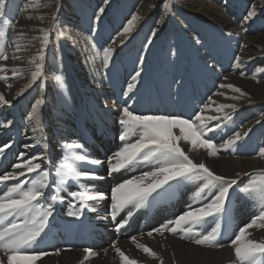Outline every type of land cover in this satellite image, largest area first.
I'll return each instance as SVG.
<instances>
[{
	"label": "snow or ice",
	"instance_id": "6c2138e0",
	"mask_svg": "<svg viewBox=\"0 0 264 264\" xmlns=\"http://www.w3.org/2000/svg\"><path fill=\"white\" fill-rule=\"evenodd\" d=\"M10 3L11 0H0V25H3L0 27V60L20 61L21 56L17 53L30 47L31 41L38 40L40 44L35 54L28 59L26 68L8 69L0 64V73L10 71L13 78H23L25 71L30 73V78L24 86L13 95L12 100H15L43 76L45 52L50 43V34L56 31L60 4L59 0H51L50 3L43 4L35 0L33 3H24L23 7L19 8L21 12H29L34 8L54 9L47 19L48 27L33 29L41 35L28 37L22 31L16 32V24L8 15ZM103 3L108 5L110 0H103ZM172 11V0H165L162 3V15L156 24L162 25ZM104 13L105 7H99L94 13L93 24L99 22ZM257 14L254 5L249 7L246 9V15L243 16V22L246 24ZM26 18L39 20L42 24L46 19L43 15ZM140 19L139 14L133 13L117 33L118 37H122L119 40L121 45L128 40ZM7 29L16 32L10 42H6ZM92 31L95 32L96 29L93 27ZM157 34L158 29L153 27L143 46L145 50L153 43V38ZM56 35L60 37L64 33L56 31ZM22 39L27 40L28 44L22 45ZM194 42L195 45H202L198 37L194 38ZM112 44H116L115 38ZM243 47L245 46L241 45V48ZM8 48L13 49L11 57L7 54ZM114 51L113 46L102 49L104 69L109 68ZM175 55L176 52L173 50L172 56L175 57ZM241 60L242 57L237 55L233 66L237 69L241 68ZM144 62L145 56L141 54L139 65L122 90L125 100L124 106L119 107L118 119L120 125L118 140L121 144L117 150L106 157V161L92 157L83 142L67 140L60 145L62 154L58 160H53L44 150L29 155V150L36 149L41 144L47 147V138L44 136L45 125L41 116V106L45 100L42 96L35 99L31 110L27 113L22 133L34 142L23 144L24 151L18 153L16 161L10 165V170H3L0 173V264H38V262L42 264L44 257L53 254L59 256L62 251L71 250L56 248L54 253H50L37 247L42 235L49 227L50 219L54 217L55 206L57 203L63 204L66 197L70 199L64 215L75 220H80L85 210L96 211L89 202L109 200V214L112 220L115 221L121 213H127L126 217L115 225L119 231L128 224L136 210L149 203L150 198H155L153 194L158 195L160 191L169 193L173 190L174 184L179 186L184 181L193 179L200 181L193 193V203L187 205L186 209L173 219L148 231L146 235L149 238H154V234L166 238L168 234L178 237L181 241L209 249L225 247V244L220 242L222 236L220 221L228 212L227 201L230 190H233L235 186V189L252 202L258 211L249 222L240 226L234 233V238L230 239L227 245L232 249L233 255L230 264H264V239L251 238L250 231L264 230V168L256 169L251 173L238 171L234 176L228 177L215 173L203 161L195 162L189 155V151L199 149L205 150L210 157L218 155L220 150L235 151L238 143L247 138L253 129L234 131L217 146L209 133L219 131L222 126H226L221 122L231 121L232 114L237 111L238 106L236 103L218 104L213 96L238 101L246 98L247 93L232 83L222 82L218 88L230 90L234 95L227 96L225 91L213 93V96H209L207 102L202 104L190 118L173 114H138L132 110L128 100L133 98L140 83L143 71L141 65ZM205 68L212 70V66L208 64H205ZM257 73H264V68L257 67L252 79H257ZM240 75L243 77L245 73L240 72ZM7 79L6 75H0V81ZM55 79L59 87L63 88L62 76L57 75ZM223 79L227 81L228 77ZM174 83L178 92L183 81L176 79ZM7 87L12 86L9 84ZM40 90L43 92V85H40ZM12 100L0 93V105H11ZM213 112L215 114H209ZM262 121H264V113H261V119L256 120L255 123L260 124ZM13 124V120H7L0 123V128L9 129ZM181 142L190 145L189 151L182 147ZM14 144V140L0 144V158H5L6 152L10 151ZM257 155L264 158V146L259 147ZM105 163L110 176L136 167L140 163L151 167L149 170L140 172L139 175L130 176L113 184L107 193L91 190L87 182L103 179L95 169ZM242 177L249 179L241 183ZM209 219L214 226L210 230H201ZM130 241L147 257L156 260L158 264H164L163 257L150 246L139 242L136 236L130 237ZM110 247L118 258L119 264H141L137 259L128 256L117 242H113ZM97 255L91 247H84L78 264H88Z\"/></svg>",
	"mask_w": 264,
	"mask_h": 264
},
{
	"label": "bare ground",
	"instance_id": "6f19581e",
	"mask_svg": "<svg viewBox=\"0 0 264 264\" xmlns=\"http://www.w3.org/2000/svg\"><path fill=\"white\" fill-rule=\"evenodd\" d=\"M24 1L26 0H11L8 8V14L10 17H12V19L17 20L22 14L25 13H21V11H19V8H22L24 5ZM113 1L114 0H110V3L108 5H105L107 9L111 8V3ZM145 1L146 0H143L142 3H145ZM183 1L187 6H191L194 8L193 13L195 15H200L202 18L209 21H215L226 33H235L237 29L235 24L237 22H234L233 18H237L239 16H237V14L240 12L241 7L234 9L233 7L226 6V0L221 1L224 2V4H220L221 7L216 6V2H218L217 0H213V2L215 3H209V0ZM33 2L35 1L33 0ZM93 2L100 3L101 1L93 0ZM153 6L152 8H154ZM151 9L145 11H150ZM227 10L230 11V14L232 16H227ZM53 11V8H46L43 12L35 10L34 12L28 13L27 16L43 15L46 18L43 24L39 20L34 19V22L31 24L32 31L29 32H35L33 31V29H37L39 27H48L49 25L47 19L48 17H50V14ZM224 14H226L227 18L224 16ZM57 16H60L59 12H57ZM101 19H103V17H101ZM65 20L66 19L64 18L62 23H67L64 22ZM248 23H251V21L247 22L246 24L242 22V24L245 26H248ZM69 24H71V27H63L61 30L66 34L67 37L71 36L76 38L75 42L77 43L78 52L72 51V43H67L68 50L70 52L66 53V60L63 59V56L61 54L51 53L50 51L45 52L44 61H46V63L53 62L54 64L57 62L58 64H62L63 66L67 64V61L70 62V60L72 59V62H74L75 64H81L77 65V70L79 71V73H75L73 75L71 74L72 72L67 73L68 71H60L55 65H50V80L53 81L55 85H57L55 89V97L58 99V101H53V97L51 98L45 95L44 92H41L39 83L33 84V86L27 89L23 95L17 97L15 100H12L15 92L24 86V78L21 81L19 80L21 83L17 82L15 83V85L14 83L13 85L10 84L12 86L11 88L2 86L0 84V93H3L7 99L12 100L11 105H0V123H3L7 120L14 121V124L11 128H0V144H3L4 142H7L9 140L15 141L13 148L10 151L6 152L5 158H0V173H2L3 170H10V165L16 161V156L18 155V153L20 151H24L23 144L34 142L33 140H30L28 137L24 136L22 133L26 124L27 113L31 110V105L34 103L36 98H40L41 96L45 100V103L41 106V116L45 125L44 136L47 138V147L45 148L44 145L41 144L38 148L29 150V155L36 154L42 150L51 153L50 149L52 147H50V145L54 142H57L58 144L56 143L55 147L56 150L54 154L52 152L53 155L51 157L53 160H58L62 154L60 145L63 144L65 140L83 142L86 145V148L90 155L91 151L93 150L103 152V159H106L110 152H114L118 148V145H116L118 141L114 136L116 135V138L118 137V131L114 129V125L118 122L117 119L119 118V107L124 106L125 98L122 95V90L126 87L130 79L126 78L125 84V80L120 81L119 77H117L113 81L108 79L107 77H103L104 68H102L101 71L102 56L97 55L96 52L89 53L88 51H91L93 47L87 46L88 42L87 44L85 43V37L92 36L94 35V33L88 32V29L85 26H82L85 36H82V38H80L78 35H76V26H78L80 23L78 24V22H71ZM140 24L141 23H139V25ZM19 25H22V27H26L25 25L27 24H20L19 22ZM262 25L263 23L260 24L257 34L250 37L246 36L247 38L244 41L245 47H243L246 58H253L254 56L256 57L260 54H264V27ZM137 27H135V29ZM261 27L262 29H260ZM28 28L29 30H31L30 27ZM188 28L189 30H187V36L190 38L189 42L194 48V54L192 53L193 57L188 60H180L179 63H175V61H173L167 53L163 54L162 52H158L157 54H155L157 51H154V48L158 47V40L155 37L153 38V43L149 45V49H147L146 53L143 54L137 51L136 48L135 51H133L132 57H134V59L138 61L141 54L145 56V59L154 57L156 58V56L158 55V57L163 58L164 62L162 64L163 66L165 65L164 67L157 66L156 64L144 66L145 76L140 78V83L137 86L138 91L141 90L143 92H150V89H157V91L151 94V96L155 97V99L151 103H148L145 107L141 106L142 108H145V110L140 114L159 115L160 113H165L167 115L173 114L182 116L183 118H190L196 111L199 110L201 103H206L208 97L213 96L214 92L212 91L214 89H216L215 92L225 91L227 96L234 95V93H232L230 90H222L218 88V81L221 77L223 68L227 67V69H229L230 71L225 74L223 78L228 77V80L225 81L223 79L220 83H232L233 85L240 87L245 93H247V97L241 98L238 101H231L229 99H225V97L222 96H213V99L218 104L236 103L238 107L237 111L235 112L237 113L236 117L231 121L221 122L222 125L226 126H222L219 131L209 133V136H211L217 146H219V144L222 143L223 139H227L230 135H232L234 131H243L248 128H252L253 130L250 132L247 138L238 143L235 151L220 150L218 155L212 157L208 156L207 152L203 149L189 151L190 145L183 142H181L182 147H184L186 151H189V155L195 162H205L212 171L219 175L232 177L238 171L250 172L251 170L256 168H264V158H261L257 155L258 150H256L255 148V146H264V121H262L260 124L255 123L256 120L261 119V113H264V73L256 74L258 80L252 79V76L255 73V69L257 67L264 68V61H258L257 66L253 70L250 66L244 65V63H246L247 61L242 62L241 68L237 69L233 66L235 64L234 56L233 61L230 62L229 58L231 56L228 58V56H226L223 52L220 53V51H218L219 44H211L210 37L204 35L202 30L195 23L189 22ZM100 34L102 33H96L97 36H99ZM196 37H198L199 39L203 37L202 42H205L207 40L205 43L206 45L203 46L205 48H202L201 45H195L194 38ZM139 39L140 38L137 35L132 37L134 46L135 44L137 45ZM31 45L32 46L28 47V49L26 48L29 51L28 54L20 55L21 60L17 61L19 68H25L24 64L32 55L35 54L40 46L38 40H36L35 42L31 41ZM233 46H235V44H233ZM116 53L117 50L114 51L113 54L115 55ZM68 58L70 60H68ZM256 59L258 60V58ZM187 62H190V64H187ZM205 64L211 65L212 70H207L205 68ZM13 67L14 65L12 66V68ZM123 69L124 72L122 74H125L126 69ZM193 70H197L199 72V78L195 77V73L192 72ZM240 72L248 74L249 77L247 79H244L243 77L245 75L242 77L240 75ZM57 75L62 76V78L64 77L63 88L59 87L55 79ZM8 79L10 80L11 77L9 76ZM176 79H181L183 81L182 86L179 88L178 92L176 90L177 86L174 83V80ZM187 80H189L190 84V80L196 81L197 83H193L194 85L188 86L185 84V81ZM122 83L125 85V87ZM120 86H123L124 88H121ZM137 96L140 95L137 94ZM156 101H159V103L153 104ZM87 102L90 104L93 103L92 105L95 104L94 107H90ZM130 106L132 110L135 111L134 109H136L137 107L136 96L134 97V105L133 103H131ZM84 113L86 115L89 114V116L92 118L90 120L87 118H83L82 120V115ZM209 114L215 113L213 112ZM95 116H97L98 119L95 118ZM98 121L99 123H103L104 127L98 129L96 126V123ZM247 122L249 123V125H247ZM105 132L108 133L104 134ZM108 134L109 136H106ZM100 135H102V137L106 139L101 147L93 149L96 144H99ZM110 144L113 145L111 146ZM150 167L151 166L148 164L140 163L136 167L123 170L120 173L112 174L110 176L107 173V165L105 163V165H102L95 169L98 175L103 177V179L88 181L87 183L91 190L103 191L107 193L110 191V188L113 184L118 183L123 179H127L130 176L139 175L140 172L149 170ZM245 180H247V177H242L241 183ZM199 183V181L195 182V185L192 187H180L176 192L174 190V187L173 190H170L167 197L172 198V201L167 202L166 200V202L169 203V207L165 211L163 210L164 212H162L167 215L166 216L162 214V219H164V222L169 219H173L174 216L172 214L176 210H179L180 207L181 210L184 211L187 205L193 203V193L195 192L197 184L199 185ZM234 194L235 192L233 190H230V196L232 195V199ZM154 197V199L150 198V202L146 204L148 206L143 211V213H139L142 208L136 210L134 215L132 216L133 220L132 218H130L128 224L119 231L116 228H113L114 225H110V223L114 222V220L111 219V216L109 214L110 203H108L109 200L107 199L102 201L89 202L96 209V212H90L91 219H93L94 221H100L104 218L109 219L107 222L110 223H105L106 225H109L105 227V230L100 227L94 226L89 218L86 219V224H80L77 227L72 225L66 227V224L64 222L68 223L69 220H66L67 217L64 215V212L67 210L68 200L70 199L66 197L63 204L57 203V205L55 206L56 210L54 213V217L50 219L48 233L45 232L42 235V239L37 247L41 250H47L50 253H54L56 248L71 250L62 251L59 256L53 254L44 257L42 260V264H78V261L82 258V249L96 242L100 244L102 242V239H106L108 240V242H117L118 246L121 247V249L125 251L128 256L137 259L139 262H141V264H158L156 260L144 255V253L139 251L136 246L131 243L130 237L132 236H136L139 242H142L150 246L153 250L157 251L163 257L164 264H173V260H175V264H230L232 260V253L230 254L229 249L231 248H200L194 246L191 243H185L178 237H174L168 234H166V238L156 234H154V238H149L146 235L147 231H150L154 228L152 224L153 222L156 223V221L158 220V216L155 217L154 215H156L158 209H161L160 202L158 200L159 198H157L155 195ZM241 209L242 210H240V212L243 214L244 209ZM245 209V212L249 215V206H247ZM231 210L233 211V208ZM125 215H127L126 212L121 213L117 217V219L123 218ZM249 220L243 219V223H247L249 222ZM209 221L212 223L211 219H209ZM109 228L110 230H108ZM210 228V226L205 224L202 226L201 230H210ZM250 231L252 232L251 238L264 239V230L252 229ZM99 232H103L101 236L99 235ZM221 238H225L224 235H222ZM110 245L111 244L105 246L103 249H100L101 246H97L95 248V252L98 255L93 257L88 262V264H119L118 258L115 257V254L113 253ZM105 250H107L106 253ZM38 264H40V262H38Z\"/></svg>",
	"mask_w": 264,
	"mask_h": 264
},
{
	"label": "rangeland",
	"instance_id": "374dc122",
	"mask_svg": "<svg viewBox=\"0 0 264 264\" xmlns=\"http://www.w3.org/2000/svg\"><path fill=\"white\" fill-rule=\"evenodd\" d=\"M28 1H30V2H28ZM28 1L26 0V1H24V3H33V0H28ZM99 1H101V2L97 3V2H93V0H59L60 6H59L58 12H59L60 16L58 17V20L56 21V31L62 32L61 29L63 27H65V28L71 27V24H69V23L78 22V24L79 23L80 24L78 26H76V32H77L76 35H78L80 38H82V36H85L84 35V30L82 29V26H85L88 29V32L94 33V35H92V36L85 37V43L87 44V42H88L87 46H92L93 47V49L91 51H88L89 53L90 52H96L97 55L102 56V49L104 47L113 46L115 48V51L117 50V53L115 55L113 54V59L110 62L109 68L103 70V74H104L103 77H107L108 79H110L112 81L114 79H116L117 77H119L120 81H124L125 80L124 83L126 84V78L127 79L131 78V75L134 74L135 69L139 65V61L134 59V57H132L133 51H135V48H136L137 51H139V52H141L143 54L146 53L147 50H145L143 46L147 42V37L150 35V30L153 27H156L158 29V34L155 37L158 40V47L154 48V51H157L155 54H157L158 52H162L163 54L167 53L168 56H170V58H172V60L175 61V63H179L180 60L181 61H185L186 59L188 60V59L192 58L193 54H194V48L192 47V45L189 42L190 38L187 36V30H189V28H188V23L189 22L195 23L202 30L204 35L210 36L211 44H214V43L215 44H219L218 51H220V53L223 52L226 56H228V58L231 56L230 57L231 59L229 58L230 62L233 61V56L235 58L237 55H239V56L242 57V60H243V61L241 60V63L247 61L246 63H244V65L250 66L251 69L253 70L257 66L258 61H260V60L264 61V54H262V55L260 54V55H258L256 57L254 56L252 59L246 58L245 57L246 54L244 53V49L241 48V45H244V41H245V39L247 37H250V36H253V35L257 34L260 24L263 23L262 26L264 27V0H256V1L255 0H226L225 1V5L226 6L233 7L234 9H237V8L241 7L240 8V12L237 14V16L239 15L238 16L239 18L238 17L237 18H233L234 22H237L235 24L237 29H236L235 33H232L231 35H228V33L223 31L221 26L218 23H216L215 21H209V20H206V19L202 18L200 15L199 16L195 15L193 13L194 12V8L191 7V6H187L183 0H172L173 11L168 17L165 18V22L162 25H157L156 21L158 19H160L159 16L161 17V15H162V3L165 2V0H146L145 3H142L143 0H114L111 3V8L110 9L106 8V6L103 3V0H99ZM217 1L221 2L222 0H217ZM39 2L41 4L50 3L51 0H39ZM92 2H93V4H92ZM208 2L212 3L213 0H209ZM218 2H216V6L217 7H221L220 4H224V2H221V3H218ZM213 3H215V2H213ZM101 5H102V7H105V13L103 14L104 16L102 15L103 19H101L96 24H93L94 13L99 7H101ZM253 5L256 7L257 12H258L259 15L257 14L258 16L254 17L251 20V23H248V26H245V25L242 24L243 16L246 15V9H248L249 7H251ZM152 6L154 8H152ZM148 8L149 9L152 8V9L150 11H145V10H149ZM45 9L46 8H34V9L30 10L29 12H25L24 14H22L19 17L20 19L19 18L17 20L12 19L13 22L16 24V32L22 31V32L25 33L26 36H29V37H31L33 35L34 36L41 35L40 33H38V31L30 33L32 31V28H31L32 25L31 24L34 22V19H27L26 17H28L27 16L28 13L34 12L35 10L43 12ZM108 11L110 12V14H109ZM260 12H263V13H260ZM133 13L139 14L141 16V19L139 21H137L136 27L137 26L138 27L133 30V32L129 36L128 40L123 45H121L119 43V40L122 39V37H118L117 33L122 29L123 25L127 22V20L131 18V15ZM228 15L232 16L230 14L229 10H227V16ZM30 16H32V15H30ZM224 16L227 18L226 14H224ZM64 18L66 19L64 22H67V23H62ZM19 22H20V24L21 23L22 24L25 23L28 26L25 25L26 27H22V25H19ZM139 23H141V24L139 25ZM239 23L242 25V27H241V25ZM2 26L3 25H0V27H2ZM28 27H30L31 30H29ZM93 27L96 29L95 32L92 31ZM243 29H245V30H243ZM260 29H262V27ZM102 30H104V31H102ZM7 31H8V36H7L6 42H10L11 41V37H13V34L15 35L16 32H13L10 29H7ZM56 31H53L54 33L52 32L50 34V43L47 46L46 51H50L51 53L61 54L63 56V59L66 60V58H67L66 57V53L70 52L68 50V44L67 43H72V49H73L72 51H77L78 52L77 43L75 42L76 38L75 37H71V36L67 37L65 33H64L63 36L58 37L56 35ZM88 32H86V33H88ZM105 32H107V33H105ZM96 33L97 34L102 33V34L97 36ZM31 34H33V35H31ZM135 35L139 36L140 39H139V42L137 43V45L135 44V46H134L132 37L135 36ZM114 38L116 39V44L115 45L112 44V41H113ZM202 38H200L201 41H202ZM228 38L231 39V40H229ZM206 41L202 42V45H201L202 48H205L203 46L206 45L205 44ZM33 42H35V41H33ZM21 43H22V45H24V43L27 44L28 41L22 39ZM233 44H235V46H233ZM34 46H35V44H34ZM9 49H11V50H9ZM27 49H28V47H27ZM27 49L25 48L24 51H21V52L17 53V55L20 56V55L28 54L29 51ZM173 50L176 52L175 57L172 56ZM12 53H13V49L12 48H8L7 49V54L9 55V57L12 56ZM157 57H158V55L156 56V58L154 57V58H150V59H145L144 64L141 65V67L143 68V71H142V74H141V78L143 76H145V71H144V66L145 65L156 64L157 66H161V67L165 66V65L163 66V64H162L164 62L163 58H161V57L157 58ZM256 58H258V60ZM68 60H70V59L68 58ZM147 62H148V64H147ZM251 62H252V64H251ZM17 63H18L17 61H13L11 59H9L8 61L0 60V64H3L8 69H11L13 65H14V67H18ZM66 63L67 64L62 66V64H58L57 62L53 64V62H47L46 63V61H44L43 62V64H44L43 73L44 74L36 82V84L39 83V85H43V92L45 93V95H47V96H49L51 98L53 97V101H58V99L55 97V89H56L57 85H55V83L50 80V73H49L50 65H55L56 67H58V69L60 71L61 70L62 71H68L67 73H69V72L71 73L72 72L71 73L72 75L75 74V73H79V71L77 70V65H81L80 63L75 64L74 62H72V59L70 60V62L67 61ZM187 64H190V62H187ZM24 66L26 68L27 62L24 64ZM102 68H103V66H101V71H102ZM123 68L126 69V73L125 74H122L124 72ZM229 71L230 70L227 69V67L223 68V71L221 73V77H220V79L218 81L219 84L223 80V76L225 74H227ZM107 72H108V74H107ZM192 72L195 73V77L196 78L200 77L199 72L197 70L196 71L193 70ZM6 73H0V75H6L7 77L10 76L11 79L10 80L7 79L6 81H0V84L2 86H7L9 84L13 85V83L15 85V83H17V82L21 83L20 81L23 78H24L23 82L26 83L27 80L30 78V73L27 72V71H25L23 73V78H21V79L20 78H13L10 71L6 72ZM120 74L123 76V78H122V76ZM248 77H249L248 74H245V76L243 78L247 79ZM63 79H64V77H63ZM256 80H258V79H256ZM10 81H12V82H10ZM46 81H48V82H46ZM23 82H22V84H23ZM190 82H191V84L189 83V80H187V81H185V84L188 85V86H192V85H194L193 83H195V84L197 83L196 81H193V80L192 81L190 80ZM123 86L125 87L124 84H123ZM123 86H120V87L124 88ZM150 90H151L150 92H143L141 90L138 91V89H136L135 90L136 92H135V94L133 96V99H130V101H128L129 105H131V103H133V105H134V97L136 96L137 107H136V109H134L136 111V113L140 114V113L144 112L145 108H142V107L143 106L144 107L147 106L148 103H151L155 99V97L151 96V94L153 92L157 91V89H155V90L150 89ZM215 91H216V89H214L212 92L215 93ZM137 94H139L140 96H137ZM157 103H159V101H156L153 104H157ZM92 104L88 103V105L90 107H94L95 104L94 105H92ZM201 105H202V103H201ZM159 115H167V114L160 113ZM236 115H237V113H233L232 114V116H233L232 119H234L236 117ZM83 118H87V119L90 120L92 117H90L89 114L86 115L84 113L82 115V120H83ZM95 118L98 119L97 116H95ZM118 119H117V121H118ZM115 125H114V129L116 131H118V134H119L120 125L118 124V122ZM247 125H249L248 122H247ZM96 126L99 129L101 127H104V124L103 123H99V121H98L96 123ZM106 133H108V132H105L104 134H106ZM106 136H109V134L106 135ZM114 136H115V139L118 141V143L116 145H118V147H119L121 142L118 140V137L116 138V135H114ZM99 139H100L99 144H96L93 147V149L101 147V145L103 144V142L105 141L106 138H103L102 135H100ZM56 143L54 142L53 144L50 145V147H52L50 149L51 153H49L50 156H52L54 154L55 150H56V148H55L56 147ZM111 146H109V147H111ZM255 148H256V150L259 149V147H256V146H255ZM52 152H53V154H52ZM112 152H110V153H112ZM110 153H109V155H110ZM91 156L94 157V158L101 159V160H106V159H103V157H104V153L103 152H99V151L93 150V151H91ZM256 169H262V168H256ZM256 169L251 170L249 173L253 172ZM248 179L249 178L247 177V180ZM247 180H245L243 182H247ZM197 181L198 180L195 181V179H193L192 181L191 180H187V181H184L185 184L181 183L180 184L181 186L180 185L176 186L174 184L173 187H174V190L176 192L180 187H192V186H194L195 185L194 183L197 182ZM189 184H191V185H189ZM197 186H198V184H197ZM233 191L235 192V194H234L235 196L233 195V199H232V195L229 196V199L227 201L228 212H227V214H225L221 218V221H220L221 222L222 235H224V237H225V238H221V241H220L221 243L225 244V247L220 248V249H224V248H228L229 249L230 247H228L227 245L230 242V239L234 238V233L236 231H238L240 226H243V224H245V223H243V219H245V220L251 219L254 215L257 214V211H258L257 207L252 202H250L248 199L243 197L238 192V190L235 189V186H234ZM168 194L169 193H164L163 191L160 192L158 195L154 194L157 198H159L158 200H159L160 206H161V209H158L156 215H154L155 217L158 216V220L156 221V223L153 222V224H152V226H154V228L159 227L160 225H162V224L167 222V221L164 222V219H162V214L166 215L165 213H162V212H164L166 209H168V207H169L168 204L169 203H167V202H171L172 201L171 200L172 198L167 197ZM162 195H164L166 197H164ZM163 199H165V200H163ZM166 200H167V202H166ZM108 203H110V201ZM90 206L93 207L91 204H90ZM147 206L148 205H145L144 207H142V209L139 211V213H143V211L147 208ZM247 206H249V215L245 212V210H246L245 208ZM232 208H233V211L231 210ZM241 208L244 209L243 210V214L244 215L240 212V210H242ZM181 211L182 210H181V207H180L179 210H176L172 215L175 217L176 215H179L181 213ZM87 218H89L91 220V222H92V224L94 226L100 227L103 230H105L106 226H109V225H106V224L110 223V222H107L109 220L108 218L101 219L100 221H96V220L94 221L93 219H91V213L89 211H87V210H85V212H84V214H83V216L81 217L80 220L76 221L75 219L73 220L72 218H68L67 217L66 220H69V222L68 223L64 222V223L66 224V227H69L71 225L77 227L80 224H86V222H87L86 219ZM123 218L116 219L114 222L110 223V225H114L113 228H116L115 225L118 222H120L121 220H123ZM132 220H133V218H132ZM206 225H208L210 227L214 226V224L211 223L210 221ZM48 228L46 229V233H48ZM89 228H90V226H89ZM108 230H110V228ZM102 233L99 232V235L101 236ZM112 242L113 241H109L108 242V240H106V239L103 240L102 239V242L100 244L98 242H96L94 244L89 245L88 247H91L94 251H96L95 248L97 246H99V247L101 246L100 249H103L105 246H107L109 244H112ZM183 242L190 244L189 242H186V241H183ZM196 247H198V246H196ZM200 248H207V247H200ZM229 250H230V254H231L232 250L231 249H229ZM231 257L233 259V255L232 254H231Z\"/></svg>",
	"mask_w": 264,
	"mask_h": 264
}]
</instances>
